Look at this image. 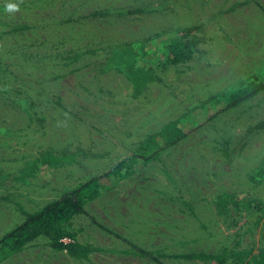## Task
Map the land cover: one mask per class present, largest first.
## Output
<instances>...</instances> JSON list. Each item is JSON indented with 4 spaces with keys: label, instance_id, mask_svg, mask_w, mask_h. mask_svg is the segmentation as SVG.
<instances>
[{
    "label": "rangeland",
    "instance_id": "rangeland-1",
    "mask_svg": "<svg viewBox=\"0 0 264 264\" xmlns=\"http://www.w3.org/2000/svg\"><path fill=\"white\" fill-rule=\"evenodd\" d=\"M183 27L197 28L195 51L169 63L158 39ZM130 65L159 80L135 95ZM249 77L264 81V0H0V236L23 221L21 211L117 166L193 108L214 116ZM48 152L59 163L30 173ZM221 195L230 196L224 208L213 201ZM68 229L105 251L78 261L40 238L3 264H215L178 257L225 249V264L256 258L264 251V91L152 162L121 166L117 183Z\"/></svg>",
    "mask_w": 264,
    "mask_h": 264
},
{
    "label": "trees",
    "instance_id": "trees-1",
    "mask_svg": "<svg viewBox=\"0 0 264 264\" xmlns=\"http://www.w3.org/2000/svg\"><path fill=\"white\" fill-rule=\"evenodd\" d=\"M196 27H183L161 36L163 47L169 52L168 61L172 64L188 61L194 51L196 41H192ZM127 78L135 95L140 94L148 83L157 82L159 78L152 68L140 69L130 65L126 69ZM264 91V81L249 77L239 86L229 90L223 96L224 107L216 114L208 115L202 106L193 108L180 118L164 125L159 131L147 136L134 150L132 156L122 160L110 170L91 176L75 187L64 191L59 197L48 202L39 210L26 213L21 211L23 221L0 236V264L22 252L29 244L43 238L48 246L58 252H65L69 257L78 261L88 260L94 253L105 250L91 245H82L75 240L74 234L67 230L70 221L85 214V207L99 195L112 188L118 181V170L121 166H143L156 159L157 155L188 137V135L212 121L220 113L231 110ZM60 159L53 153H45L35 159L28 168L30 173L45 166H54ZM137 164V165H136ZM229 195L214 197V202L221 208L226 207ZM20 209V207H18ZM21 210V209H20ZM133 255L159 262L157 254L130 245ZM178 258L214 260L215 264H225L227 250L216 256L186 255ZM244 264H264V251Z\"/></svg>",
    "mask_w": 264,
    "mask_h": 264
},
{
    "label": "clouds",
    "instance_id": "clouds-1",
    "mask_svg": "<svg viewBox=\"0 0 264 264\" xmlns=\"http://www.w3.org/2000/svg\"><path fill=\"white\" fill-rule=\"evenodd\" d=\"M6 8H7L8 11H15V10L18 9V5L15 4V3H8L6 5Z\"/></svg>",
    "mask_w": 264,
    "mask_h": 264
},
{
    "label": "bare ground",
    "instance_id": "bare-ground-1",
    "mask_svg": "<svg viewBox=\"0 0 264 264\" xmlns=\"http://www.w3.org/2000/svg\"><path fill=\"white\" fill-rule=\"evenodd\" d=\"M137 7V6H136ZM105 11V10H104ZM131 14V13H130ZM132 15V14H131ZM138 16V15H137ZM128 25V24H127ZM132 118V117H131Z\"/></svg>",
    "mask_w": 264,
    "mask_h": 264
}]
</instances>
